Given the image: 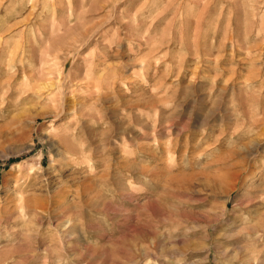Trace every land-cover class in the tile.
Instances as JSON below:
<instances>
[{"label": "rangeland", "instance_id": "374dc122", "mask_svg": "<svg viewBox=\"0 0 264 264\" xmlns=\"http://www.w3.org/2000/svg\"><path fill=\"white\" fill-rule=\"evenodd\" d=\"M263 7L0 0V264H264Z\"/></svg>", "mask_w": 264, "mask_h": 264}, {"label": "bare ground", "instance_id": "6f19581e", "mask_svg": "<svg viewBox=\"0 0 264 264\" xmlns=\"http://www.w3.org/2000/svg\"><path fill=\"white\" fill-rule=\"evenodd\" d=\"M250 1V0H249ZM253 4V3H252ZM261 6V5H260ZM264 8V7H263ZM260 9V8H259ZM259 9H257V10H259ZM263 10V9H262ZM261 15V14H260ZM264 15V14H263ZM256 16H257V14H256ZM231 17V16H230ZM257 19V18H256ZM230 20V19H229ZM260 23V22H259ZM257 25V24H256ZM257 27H259V26H257ZM259 32H260V30L256 33V32H254V30L252 29L251 31H250V33H249V36H247V42L248 43H250L251 41L250 40H252L253 38H254V40H256V39H259L260 37H259ZM247 33V32H246ZM254 46V45H253ZM240 49V48H239ZM257 54V53H256ZM250 55H251V53H250ZM253 56V55H252Z\"/></svg>", "mask_w": 264, "mask_h": 264}]
</instances>
